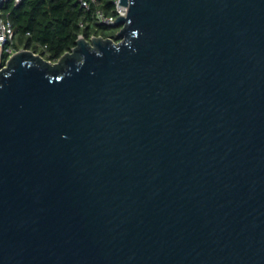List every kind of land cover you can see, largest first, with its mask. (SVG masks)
Listing matches in <instances>:
<instances>
[{"label":"water","instance_id":"1","mask_svg":"<svg viewBox=\"0 0 264 264\" xmlns=\"http://www.w3.org/2000/svg\"><path fill=\"white\" fill-rule=\"evenodd\" d=\"M120 4L0 70V264H264V0Z\"/></svg>","mask_w":264,"mask_h":264},{"label":"trees","instance_id":"2","mask_svg":"<svg viewBox=\"0 0 264 264\" xmlns=\"http://www.w3.org/2000/svg\"><path fill=\"white\" fill-rule=\"evenodd\" d=\"M107 10L112 0H101ZM5 7V6H4ZM16 33V47L31 49L51 61L58 60L76 44L81 34L89 38L92 29L105 27L92 22L78 0H23L7 5ZM82 22H88L82 26Z\"/></svg>","mask_w":264,"mask_h":264},{"label":"built area","instance_id":"3","mask_svg":"<svg viewBox=\"0 0 264 264\" xmlns=\"http://www.w3.org/2000/svg\"><path fill=\"white\" fill-rule=\"evenodd\" d=\"M17 5L23 0H5ZM81 7L90 13L92 22L96 25L113 26L120 15H127L128 8L120 4V0H112V8L107 10L101 0H78ZM88 22H82L85 26ZM83 35V34H81ZM96 36V35H93ZM16 33L9 13L0 10V70L6 67L9 59L20 49L16 47ZM36 54H40L34 51Z\"/></svg>","mask_w":264,"mask_h":264},{"label":"rangeland","instance_id":"4","mask_svg":"<svg viewBox=\"0 0 264 264\" xmlns=\"http://www.w3.org/2000/svg\"><path fill=\"white\" fill-rule=\"evenodd\" d=\"M8 4H12V3H6L5 7L1 9L2 12L4 13L8 12V9H7ZM121 29H122L121 25L105 26V27H100L98 29L93 28L92 29L93 34L89 36V39L93 37V35H96V36H102L104 38H112L115 41H119L118 33ZM22 48L24 47L22 46L20 49Z\"/></svg>","mask_w":264,"mask_h":264}]
</instances>
